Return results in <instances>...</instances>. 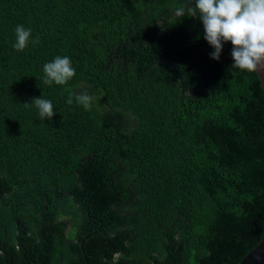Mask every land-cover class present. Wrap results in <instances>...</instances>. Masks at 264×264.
Returning a JSON list of instances; mask_svg holds the SVG:
<instances>
[{"label":"trees","instance_id":"obj_1","mask_svg":"<svg viewBox=\"0 0 264 264\" xmlns=\"http://www.w3.org/2000/svg\"><path fill=\"white\" fill-rule=\"evenodd\" d=\"M183 3L0 0V264H239L264 239L262 79ZM57 55L76 74L46 85Z\"/></svg>","mask_w":264,"mask_h":264},{"label":"clouds","instance_id":"obj_2","mask_svg":"<svg viewBox=\"0 0 264 264\" xmlns=\"http://www.w3.org/2000/svg\"><path fill=\"white\" fill-rule=\"evenodd\" d=\"M185 13L202 21L204 39L214 49L211 58L219 60L224 43L231 42L232 67L247 72L264 70V0H195L194 6L191 0H184L176 14ZM14 32L12 47L23 51L28 46L32 30L20 24ZM32 43H39V38ZM42 70V82L46 85H65L76 74L70 57L60 55L46 62ZM73 96L78 105L91 110L93 97L87 91H70L67 104H73ZM24 104L26 107L34 104L41 120H51L55 114L52 102L42 97Z\"/></svg>","mask_w":264,"mask_h":264},{"label":"water","instance_id":"obj_3","mask_svg":"<svg viewBox=\"0 0 264 264\" xmlns=\"http://www.w3.org/2000/svg\"><path fill=\"white\" fill-rule=\"evenodd\" d=\"M264 87V70L258 71ZM239 264H264V239L251 250Z\"/></svg>","mask_w":264,"mask_h":264}]
</instances>
